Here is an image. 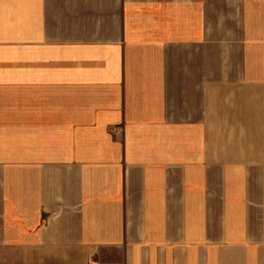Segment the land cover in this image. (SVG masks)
I'll use <instances>...</instances> for the list:
<instances>
[{"label": "crops", "instance_id": "crops-1", "mask_svg": "<svg viewBox=\"0 0 264 264\" xmlns=\"http://www.w3.org/2000/svg\"><path fill=\"white\" fill-rule=\"evenodd\" d=\"M264 264V0H0V264Z\"/></svg>", "mask_w": 264, "mask_h": 264}, {"label": "built area", "instance_id": "built-area-1", "mask_svg": "<svg viewBox=\"0 0 264 264\" xmlns=\"http://www.w3.org/2000/svg\"><path fill=\"white\" fill-rule=\"evenodd\" d=\"M89 264H97L96 262L94 261H90Z\"/></svg>", "mask_w": 264, "mask_h": 264}]
</instances>
